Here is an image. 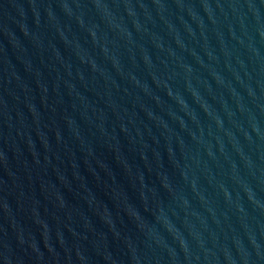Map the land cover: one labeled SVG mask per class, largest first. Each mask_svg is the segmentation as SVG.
Wrapping results in <instances>:
<instances>
[{
	"label": "water",
	"instance_id": "water-1",
	"mask_svg": "<svg viewBox=\"0 0 264 264\" xmlns=\"http://www.w3.org/2000/svg\"><path fill=\"white\" fill-rule=\"evenodd\" d=\"M0 264H264V0H0Z\"/></svg>",
	"mask_w": 264,
	"mask_h": 264
}]
</instances>
